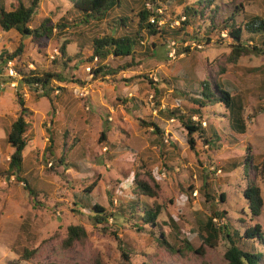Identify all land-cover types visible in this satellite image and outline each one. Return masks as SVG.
<instances>
[{
    "label": "rangeland",
    "instance_id": "rangeland-1",
    "mask_svg": "<svg viewBox=\"0 0 264 264\" xmlns=\"http://www.w3.org/2000/svg\"><path fill=\"white\" fill-rule=\"evenodd\" d=\"M30 1L23 0L25 4ZM235 1L243 3L239 20L255 15L264 19V0ZM14 2L4 0V5L9 10ZM144 2L124 0L110 16L84 27L68 2L39 0L37 21L48 17L53 23H69L64 34L40 44L0 28V51L12 52L22 44L20 56L15 57L19 71L51 68L65 38L70 40L66 51L80 55L63 69L73 81L55 83L59 88L50 101L19 82L16 91L9 85L0 89V264H126L124 252L131 264H225L227 238L217 233V237L203 241L198 217L206 219L224 212L213 222L216 226L228 224L230 234L233 226L242 234L256 223L264 233V45L261 52H248L230 61L226 38L222 44L201 43L200 48L186 41L182 45L190 46V52L175 53L171 60L167 49L176 42L169 36L162 40L149 37L146 45L158 43L154 56H109L105 62L116 73L95 76L96 60L87 61L91 38L121 33L123 28H113L114 19L129 16L127 8L131 6L137 12ZM159 2H163L160 10L165 14L161 23L176 25L183 20V6L192 0ZM216 34L211 35L214 41ZM80 39L84 46H80ZM126 62L131 66L124 69ZM221 79L239 106L246 137L219 147L198 138L191 151L187 131L169 113L175 108L184 112L189 106L182 90L190 94L189 88L202 80L212 83ZM72 85L85 87L86 94L76 96ZM18 97L28 108L22 176L32 191L6 173L12 148L6 142L5 127L18 115ZM202 110V126L224 132L230 129L223 106L209 103ZM192 119L198 120L196 116ZM142 120L154 121L163 129V136L144 126ZM103 130L104 140L100 136ZM70 145L64 163L68 165L55 162ZM249 155L252 167L247 170L244 162ZM135 175L157 195H135ZM251 183L259 188L263 201L259 216L254 218L243 195ZM91 184V205L97 203L112 214L106 221L94 222L91 208L78 203ZM135 200L159 209L158 227L135 228V223L142 222L139 213L129 217V204ZM70 225L82 226L87 236L83 243L65 247L62 243ZM161 231L167 245L158 242ZM184 240L192 250L184 246ZM239 244L247 250L260 248L252 241ZM200 248L202 253H198ZM28 251L32 252L29 257Z\"/></svg>",
    "mask_w": 264,
    "mask_h": 264
},
{
    "label": "trees",
    "instance_id": "trees-1",
    "mask_svg": "<svg viewBox=\"0 0 264 264\" xmlns=\"http://www.w3.org/2000/svg\"><path fill=\"white\" fill-rule=\"evenodd\" d=\"M64 1L70 4L72 9L71 13L79 17V22L82 23L84 27H88L93 22L101 21L110 16L112 11L121 7L122 1L124 0ZM159 1L163 0H145L144 4L137 12H134V8L131 6L127 8L130 14L129 16L120 15L116 19L112 18L114 19L113 28H123L121 33L117 35H102L101 37L93 36L91 38L90 47L92 52L87 58V61L91 62L96 60L94 62L96 68L93 70L95 76H106L116 73V70L105 62L109 56L131 57V59L137 55L141 57L154 56V49L158 43L152 41L149 46L146 45V41L149 37H157L159 40H162L165 36L171 37V39L176 42L174 48L176 45L175 53L177 55L183 52H190V46H183V42L192 41L200 48L198 45L201 43V45L206 46L211 44V42L222 44L225 38L228 40L227 45L230 49L228 53L230 61H235L238 57L248 52L262 51L261 46L264 45V19L255 15L242 17L239 20L240 13L243 11L242 2H236L235 0H192L190 4L183 6L182 13L184 19L180 20L176 25H170V22L169 24L165 22L161 24L158 23L165 19V14L161 11L163 2L161 3ZM146 4H149V7H147ZM38 6L39 0H31L29 4H25L23 0H15L11 9L8 10L4 5V0H0L1 30L5 32L14 31L21 37H27L37 44L56 39L61 34H64L69 23L67 21L66 24L53 23L48 17H44L37 21L35 19V12ZM151 18H153V22L150 21ZM213 33H217L216 35L218 36V39L215 41L211 38ZM222 33H225V36H223ZM257 40H260V44H257ZM178 41L181 42L180 46H177ZM69 43L70 40L68 38L63 40L58 49L59 57L51 61V68L45 70H20L22 77L19 80V85L32 88L37 97H44L50 101L53 91L59 88L55 83L73 81L67 77L63 69L69 67V63L73 58L79 59L80 55L78 53L71 55L66 51V46ZM84 43V40L80 39V46H84L86 44ZM21 51L22 44L19 43L17 48L12 52L6 50L0 51V59L18 57ZM169 51L170 47L169 50L167 49V56ZM129 66H131V64L126 62L124 69ZM73 68H76V66H73ZM77 81L82 83L79 79H77ZM223 81L224 79H221L211 83L210 81L202 80L198 82L197 87L189 88L188 91L190 94H187L186 90H182L181 93L185 94L190 100L189 106L185 107L186 110L184 112H181L179 108H175L169 113V115L176 116L187 131L186 141L191 151L195 149L198 138H201L203 142L209 146L219 147L236 144L246 137L247 127L239 111V106L236 105L234 97L230 94L229 89H226L224 85L225 82ZM60 89L63 88L60 87ZM17 100L20 107L18 115L5 127L6 142L13 148V152L10 154L8 160L6 173L8 176L14 175L18 182H23L24 188L27 189V191H32L27 181L22 176V152L26 146L25 133L28 128V122L26 121L28 108L20 97H18ZM209 103L221 105L226 109L227 114L225 113V116H227L230 122V129L227 132L212 126H209L208 129L206 126H202L204 122V120H202V109ZM194 116H196L198 120H193L192 117ZM142 121L144 126L152 127L155 134L163 136V129L154 121ZM66 135L67 134H64V137ZM100 136L101 139H105L106 133L104 130L100 133ZM71 147V145L67 146L61 158H56L55 162L68 165L64 163ZM244 165L247 170L252 167L250 155L245 157ZM93 187V184H91L88 186V189L84 190L78 203L84 208H91L93 221L99 223L101 221H106L112 214L97 203L91 205L90 192ZM133 191L137 196L145 195L153 198L157 195V191L145 180L139 178L138 175L134 177ZM243 195L247 201L246 205L250 217L254 218L259 216L263 204L259 188L253 183L248 184ZM223 198L224 195L221 194V199L223 200ZM129 209V217L136 216V213H139L138 218L142 222L141 224L134 222L137 230H143L145 227L155 228L159 226L157 222L159 209L154 208L153 210V208L146 207L141 204L139 200L130 203ZM100 213L102 214L99 215ZM223 214L224 212H219L214 213L212 217L208 216L206 219L202 217L197 218L200 238L208 242L217 237V233H224L229 243L224 252L225 264H264V233L260 225L256 223L253 226H248L244 229L242 234H240L239 228L231 226L233 229L230 234L228 224L216 226L213 222V218H222L221 216H223ZM204 234L206 238L203 236ZM86 236V231L82 226L70 225L62 244L65 247H70L75 242L83 243ZM164 238L165 234L161 231L160 237H157L161 245H167V241ZM241 241L257 242L260 248L254 247L253 250H247L240 246L239 243ZM184 244L187 249L192 250L187 240H184ZM195 251L197 252L198 250ZM199 252H203L202 248H200L198 253ZM31 255L32 252L28 251L27 257ZM123 255L127 262L126 264H131L128 255H126L125 252ZM39 264L63 263L46 262Z\"/></svg>",
    "mask_w": 264,
    "mask_h": 264
},
{
    "label": "built area",
    "instance_id": "built-area-1",
    "mask_svg": "<svg viewBox=\"0 0 264 264\" xmlns=\"http://www.w3.org/2000/svg\"><path fill=\"white\" fill-rule=\"evenodd\" d=\"M149 7V4H146ZM184 19V16H182ZM153 22V18L150 19ZM159 24L161 21L158 22ZM225 36V33H222ZM174 42H172L169 47L170 51L168 52V57L173 60L175 58V48ZM17 60L15 58H3L0 59V89H3L5 86L9 85L13 90L16 91L19 80L22 75L19 69L17 68ZM90 70V67H87V71ZM73 93L82 97L86 94L85 87H81L79 85H72L71 87ZM40 91V90H39Z\"/></svg>",
    "mask_w": 264,
    "mask_h": 264
},
{
    "label": "crops",
    "instance_id": "crops-1",
    "mask_svg": "<svg viewBox=\"0 0 264 264\" xmlns=\"http://www.w3.org/2000/svg\"><path fill=\"white\" fill-rule=\"evenodd\" d=\"M11 147V146H10ZM12 148V147H11ZM12 152H13V148H12Z\"/></svg>",
    "mask_w": 264,
    "mask_h": 264
}]
</instances>
